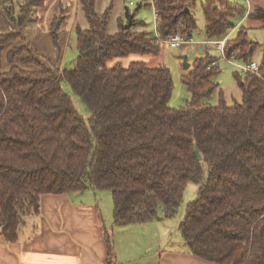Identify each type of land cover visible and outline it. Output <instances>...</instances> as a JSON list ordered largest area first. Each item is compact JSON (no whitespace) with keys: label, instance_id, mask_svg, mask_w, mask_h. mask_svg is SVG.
<instances>
[{"label":"trees","instance_id":"trees-1","mask_svg":"<svg viewBox=\"0 0 264 264\" xmlns=\"http://www.w3.org/2000/svg\"><path fill=\"white\" fill-rule=\"evenodd\" d=\"M78 1L88 27L75 28V68L59 69L47 59L40 62L25 39L43 0H23L17 13L13 0H0L2 240L18 241L25 220L39 216L44 195L108 191L113 225L123 227L173 218L187 184L199 182L178 225L189 253L212 264H264V51L258 75H235L241 100L230 106L221 91L216 106L205 102L215 94L213 79L220 72L218 58L206 51L181 77L189 100L172 109V76L164 65L107 67L131 54H157L155 39L132 30L139 23L128 10L131 27L125 29L127 22L121 21L108 33L111 5L98 14L96 0ZM150 1L162 39L177 33L184 40L192 37L195 0ZM243 10L226 0H203L207 41L225 37L231 19L243 16ZM248 19L264 26V9L255 7ZM62 29V20L53 18L48 32L58 54ZM231 39L225 57L248 63L258 44L248 40L244 28ZM20 41L25 44L15 46ZM62 82L83 103L87 122ZM103 238L112 264L110 232L103 230Z\"/></svg>","mask_w":264,"mask_h":264},{"label":"rangeland","instance_id":"rangeland-1","mask_svg":"<svg viewBox=\"0 0 264 264\" xmlns=\"http://www.w3.org/2000/svg\"><path fill=\"white\" fill-rule=\"evenodd\" d=\"M20 2H23V0H17V1L13 0V5L15 7L14 13L18 12V6ZM132 2L134 3V5L130 6L127 0H113V3L111 4L108 33H114L116 31L115 30L116 18L118 16L121 18L119 22L126 21L124 18L125 11L128 10L129 15L133 16V20L139 23L138 25L132 27V29L137 32L143 31L147 33L151 38H154L156 35V26L154 25V12H153L152 3L150 2V0H132ZM202 2L203 0H195V5L193 6L192 9L197 24L196 30L192 32V39H194L193 40L194 42L198 39L197 37L199 34V29L201 27L203 28ZM244 3L246 7H243V5L241 6L240 4L230 3L233 5H239L244 9L243 16L240 17L234 16L232 19H236V18L248 19V15L253 12L255 7H260L264 9V0H244ZM109 6H110V0H96L95 2V9L98 14H102L107 8H109ZM138 6L141 7L138 8ZM137 8L138 10H136ZM53 18L62 20L63 29L59 33V38L60 35H62V38H66V44H65L66 48L65 51H63L62 56H60L57 66L59 69H63V68L73 69L75 68L74 62L77 57L75 28L80 27L81 29H87L88 27L86 20L80 10L78 0H43V5L40 6L39 8L34 9L32 20L29 23L30 25L29 33L27 35L33 34L32 37L36 39L38 37H36L35 35L38 34L39 36L43 37V40L41 38L42 41L41 42L38 39L41 43V45L37 44L38 48L40 49V52L34 51L32 47L31 49L32 51L35 52V54L37 53L38 55L37 59L40 60V62H46L47 58L45 57V55H48L49 52H51V48L48 47L46 48V45H48V43L52 45V40L48 30H49L50 22L52 21ZM129 22L131 21L129 20ZM129 22H127V24H129ZM233 28L230 29L227 35L221 38L220 40L226 38V42H227L229 38L231 39L232 37H234V35L237 33V31L240 28H244L247 31V28L244 26H239L234 29ZM70 29L73 30H71L69 33L68 30ZM27 35L25 37L26 42L28 41ZM247 37L249 41L252 40L259 44L257 49L251 55L248 63H250V61L251 62L254 61L256 62V64L258 63V65L261 67L263 60L262 45L264 44V29L249 30L247 33ZM38 40L36 39L37 42ZM45 42L48 43L45 45ZM22 44H25V42L20 41V43H15V46H19ZM225 45H224V51H225ZM160 46L162 45H159L160 51L157 54H152V55L131 54L123 58H116L109 61L107 67H113L118 65L121 66L122 68H126L130 63L133 62H142L149 68H156L159 67L160 65H164L170 70L172 76V82H173V91L170 100L168 102V107L172 109H178L180 107H183L185 103L189 100V94L185 86H183V84L181 83V77L185 74V71L180 65L181 62H179V57L182 56L186 57L187 64L193 63L195 58L197 57V48L196 45H192V48H190L188 50V53L184 55L183 53L184 48L166 49ZM213 48L214 51L211 52V55L218 58V67L220 70V72L218 73V77L216 78L217 82L219 83V86L228 87V85H230L231 83L232 85L237 87V81L235 79V75L239 74L240 76H242L245 74H243L232 63L237 64L239 66L246 65L247 63H244L241 60H236L235 58L227 59L223 54L216 51L215 46H213ZM25 55H27V53L23 54V56ZM17 63H18V59H17ZM46 63L49 66H53V64H51L49 61H47ZM46 63H42V64L47 66ZM27 68L36 69L35 66H28ZM6 69H7V62H6V57L4 55L3 70L5 71ZM61 86L64 93L70 97L73 106L80 115V117H82V119L87 122L90 115L86 111L81 100L76 95L73 94L67 82H62ZM205 102L212 106L217 105L216 103L217 99L214 96L211 97L210 99L205 100ZM206 174H207V168L206 165H204L203 173H202L203 179L206 178ZM200 185L201 183L199 182H189L187 184L183 192L177 214L173 218L164 221H155L148 224L135 225V227H131V228L133 230H136V232L132 234L124 233L123 235L122 233H120V231L124 229L112 230V228L110 227L112 221L113 205H112L111 194L108 191L73 193L72 196L78 199L81 198L83 199V201H89V202L91 201L93 202L94 205L97 206L98 218L100 221L108 225V227H106V230L111 234L112 240L114 242V248L115 246L119 247L122 245L124 248H126L125 251H127L128 250L127 248L130 247L131 251L132 250L135 251V254L142 257V260H144L146 259V255H148L149 257V255L151 254L147 252H149L151 249L154 250L155 247L156 250L158 249V247H160L159 241L161 240L162 238L161 235L164 232H167L168 233L167 235H169L171 238L172 242H170V248L178 249L180 243L184 247H186L179 233L178 225L185 214V208L187 204L196 198ZM25 221H27L26 226H32V225L35 226L36 223H38L39 221V217L28 219ZM108 221L110 222L108 223ZM22 230L23 229H21L20 231L19 238H24L26 236V233L23 232ZM26 232L31 234L28 228ZM132 244H134V249L131 248ZM167 246H168V242H164L163 248L161 249H167ZM156 250H154V252ZM113 261H115V256H113Z\"/></svg>","mask_w":264,"mask_h":264},{"label":"crops","instance_id":"crops-1","mask_svg":"<svg viewBox=\"0 0 264 264\" xmlns=\"http://www.w3.org/2000/svg\"><path fill=\"white\" fill-rule=\"evenodd\" d=\"M227 1L246 7L244 0ZM112 3L113 0H110V5ZM136 10H138V8ZM124 18L126 20L125 22H127L126 16ZM120 20L121 18L118 16L116 18L115 30H117ZM230 22L234 28L239 26L246 27L247 33L252 29H264V26H261L260 22L248 20L247 18H236L232 19ZM71 30L73 29L68 30V32L70 33ZM32 35L33 34L27 35L28 42L34 51L40 52L38 45H41L40 41L41 38L43 40V37L38 34L35 35L38 37L36 39L40 40L37 42ZM60 38L59 54L54 49L53 45L47 42L48 46L45 42L46 48H51V52L45 55V57L53 65H57L60 56H62L66 48V38H62V35H60ZM197 38L198 39L195 41L196 43L193 41L192 44L181 47L184 48V55L188 53L192 45H196L197 57L204 56L206 51L209 53L214 51L213 46L207 41L202 27L199 29ZM160 47L165 48L164 46ZM262 49L263 53L264 44L262 45ZM183 59L186 60V57H179L182 68ZM192 64L193 63L188 64V69L183 68L185 74L192 71ZM217 77L218 75L213 79L218 87L213 95L217 99L216 103H218L220 91L222 92L223 101L226 105L230 106L234 101L239 102L241 100V94L238 87L231 83L228 87L219 86L216 79ZM39 211L38 223H36L35 226H25L22 228L26 236L24 238H18L16 243L7 244L2 240L0 235V264H108L107 251L103 238V230H106L108 225L99 220L97 206L94 205L93 202L75 198L72 194L44 195L40 198ZM109 222L110 221H108V223ZM110 227L112 230L124 229L120 231L122 235L124 233L132 234L136 232V230L131 228L135 227V225L116 227L111 221ZM27 228L31 234L26 232ZM167 234V232H164L161 235L162 238L159 241L160 247H158L157 250L155 247V252L152 249L147 252L151 254L149 257L145 254L146 259L144 260H142V257L136 255L135 251H131L130 247L125 251L126 248L122 245L119 247L115 246V261H113L112 264H212L191 255L181 243L178 249L170 248V242L172 241ZM164 242H168L167 249H161L163 248ZM131 248L134 249V244H132Z\"/></svg>","mask_w":264,"mask_h":264},{"label":"built area","instance_id":"built-area-1","mask_svg":"<svg viewBox=\"0 0 264 264\" xmlns=\"http://www.w3.org/2000/svg\"><path fill=\"white\" fill-rule=\"evenodd\" d=\"M127 1L129 2L130 6L134 5L132 0H127ZM150 2L152 3L153 12H154V25L156 26V35H155L154 39H155V43L157 46L162 45L167 49H171V48H181L184 45H190L193 43L192 38H188L187 40H184L180 34H175L172 37L162 39L157 32L158 15H157V12H156L155 7L153 5V2L152 1H150ZM225 42H226V38L223 40H219V41L209 42V44L215 46L216 51L220 52L221 54H223L225 56V54H224ZM232 64L235 67H237L243 74L254 73V74L258 75L259 71H260V66L258 64H256L255 62H250V63H247L246 65H242V66H239V65L234 64V63H232Z\"/></svg>","mask_w":264,"mask_h":264},{"label":"water","instance_id":"water-1","mask_svg":"<svg viewBox=\"0 0 264 264\" xmlns=\"http://www.w3.org/2000/svg\"><path fill=\"white\" fill-rule=\"evenodd\" d=\"M187 11H188V9L185 10V12H187ZM131 25H132V23L129 22V24L125 25V29H129L131 27ZM183 68L184 69H188V64H187V62H186L185 59H183ZM195 156H196V158H197L198 161L201 160V157L199 156L197 150H195Z\"/></svg>","mask_w":264,"mask_h":264}]
</instances>
